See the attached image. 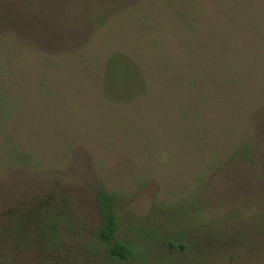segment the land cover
<instances>
[{
    "label": "rangeland",
    "instance_id": "rangeland-1",
    "mask_svg": "<svg viewBox=\"0 0 264 264\" xmlns=\"http://www.w3.org/2000/svg\"><path fill=\"white\" fill-rule=\"evenodd\" d=\"M31 216L62 242L8 264H264V0H0V229Z\"/></svg>",
    "mask_w": 264,
    "mask_h": 264
},
{
    "label": "trees",
    "instance_id": "trees-1",
    "mask_svg": "<svg viewBox=\"0 0 264 264\" xmlns=\"http://www.w3.org/2000/svg\"><path fill=\"white\" fill-rule=\"evenodd\" d=\"M97 198L101 211L105 216V221L98 233L99 239L97 242L102 245H113L110 246L111 253L108 252V255L119 261H127L133 255L134 249L127 244L115 242V236L119 229V220L114 207L116 198L103 192H98ZM50 221L52 222L46 225L41 217L31 216L27 220L28 229L23 228L21 230L18 226L11 231L4 232L0 229V264H8L13 253L16 254L14 257L24 255L28 258L33 252L45 253L47 250L58 248L62 242L61 227L55 222V218H50ZM19 226H21V223H19ZM183 241L185 242H178L177 244L169 241L167 246L171 250L186 252L190 245L186 239H183ZM93 249L97 251L98 244L94 245ZM102 251L105 250L102 249Z\"/></svg>",
    "mask_w": 264,
    "mask_h": 264
}]
</instances>
